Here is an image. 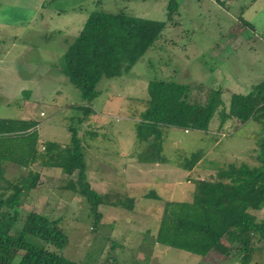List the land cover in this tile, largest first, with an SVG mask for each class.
<instances>
[{"label":"rangeland","instance_id":"374dc122","mask_svg":"<svg viewBox=\"0 0 264 264\" xmlns=\"http://www.w3.org/2000/svg\"><path fill=\"white\" fill-rule=\"evenodd\" d=\"M170 1L0 0V119L35 121L40 143L65 145L67 127H78L91 189L109 195L110 201L116 196L133 201L130 210L99 205L101 217L95 229L83 199L64 187L74 176L38 164L28 170L6 164L4 178L9 181L27 176L28 171L38 174L36 187L23 198L19 218L35 211L59 219L68 237L62 254L71 260L241 264L233 256L201 257L160 245L155 236L164 203L191 201L195 181L230 163L258 164L256 141L262 118L257 115L244 125L228 120L221 129L214 118L206 132L169 128L162 145L164 161L154 164L136 157L143 145L134 125L146 108L150 79L189 84L197 99L219 89L226 108L231 94H246L264 80V0H174L172 20L161 39L127 73L98 83L99 95L90 105L93 112L83 123L78 121L83 115L77 107L86 104L61 73L65 48L91 12L123 11L165 21ZM199 150V161L185 170L183 159ZM150 192L160 199L146 198ZM252 212L257 220L264 219V207ZM252 258L249 264H263L264 252L255 251Z\"/></svg>","mask_w":264,"mask_h":264},{"label":"trees","instance_id":"16d2710c","mask_svg":"<svg viewBox=\"0 0 264 264\" xmlns=\"http://www.w3.org/2000/svg\"><path fill=\"white\" fill-rule=\"evenodd\" d=\"M174 5L171 0L165 21L136 18L123 11L99 10L87 16L65 48L61 70L86 104L77 107L83 115L79 123L93 112L90 105L99 95L98 83L127 73L161 39V32L172 20ZM146 92V108L134 125L137 140L143 145L135 155L143 163L164 161L162 145L169 128L206 132L214 118L219 129L228 120L244 125L258 116L262 118L256 141L258 164L230 163L217 168L213 176L195 181L191 201L164 203L155 236L160 245L201 257L219 253L249 264L255 251L264 252V219L257 220L252 212L264 207V80L246 94H231L227 108L219 89H210L203 99H197L189 84L153 78L148 81ZM36 126L31 119H0V264H89L62 254L68 237L59 219L35 211L19 218L23 198L36 187L38 174L28 171L27 176L9 181L4 178L6 164L25 170L38 164L58 168L67 177L74 176L64 187L83 199L94 216L95 229L101 217L99 205L130 210L133 201H122L118 196L110 201L109 195L91 189L86 181L83 138L78 135V127L69 125V141L60 145L40 143ZM88 134L95 135L93 131ZM200 157L199 150L184 158L182 167L191 170ZM145 197L160 199L154 192Z\"/></svg>","mask_w":264,"mask_h":264},{"label":"crops","instance_id":"0c3cea01","mask_svg":"<svg viewBox=\"0 0 264 264\" xmlns=\"http://www.w3.org/2000/svg\"><path fill=\"white\" fill-rule=\"evenodd\" d=\"M20 120H27V118H24V117H23V118H21Z\"/></svg>","mask_w":264,"mask_h":264}]
</instances>
